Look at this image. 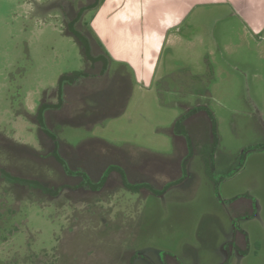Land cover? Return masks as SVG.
Here are the masks:
<instances>
[{
  "label": "rangeland",
  "instance_id": "1",
  "mask_svg": "<svg viewBox=\"0 0 264 264\" xmlns=\"http://www.w3.org/2000/svg\"><path fill=\"white\" fill-rule=\"evenodd\" d=\"M102 1L97 9L85 13L79 26L88 22L94 47L98 38L110 51L112 64L104 76L99 74V64L95 67L84 59L67 31L79 9L94 0H0V141L6 144H0V264H120V255L128 263L137 249L144 254L138 252V256L146 255L147 264H176L170 258L182 264H224L232 249L231 264H264V210L258 220L242 222L236 217L237 206L246 205L245 193L264 207V154L248 152L244 164L240 159L244 150L264 144V44H258L252 38L254 32L237 18L212 24L214 19L206 16L200 24L198 17L195 24L200 26L191 32L202 33L208 44L212 42L210 59L195 58L189 81L177 71L159 72L158 81H150L149 74L139 80L138 59L143 51L147 73L151 71L149 33L161 35L168 27L164 24L186 20L193 5L201 1L213 6L219 3ZM196 12L204 13L200 8ZM216 13L211 8L207 15ZM138 25L147 42L134 29ZM120 52L125 64L114 58ZM166 55H170L167 49L162 58ZM206 62L213 64L212 72ZM121 66L130 75L126 110L117 118L96 123L106 111L92 114L79 108L105 104L103 110L117 111L121 105L107 106L113 102L104 99L112 95L109 87ZM81 70L94 78L67 90L64 108L46 114L70 169L89 168L97 180L107 165L118 166L129 178L145 180L156 196H140V185L131 184L136 187L131 191L118 184L112 186L115 189L107 188L103 198L88 196L82 203L81 196H75L78 191L65 189L51 197L12 184L3 175L5 171L36 180L49 189L65 182L75 187L80 179L67 177L50 156L51 140L34 116L43 99L57 102L62 75ZM194 75L195 81L190 80ZM193 107H204L212 115L215 138L205 113L190 116L174 134V123ZM183 137L191 144L187 171L180 184L172 183L180 178V161L186 156L179 141ZM14 143L37 153L17 152ZM205 161L213 179L206 174ZM242 164L243 171L236 174ZM111 171L108 180H117L118 170ZM97 199L100 211L88 205ZM118 212L121 218H116ZM117 222L130 226L129 240L121 239L125 230L117 236L104 234L103 225ZM240 226L250 235L246 258L237 255L241 252L233 244L235 227ZM255 242L263 246L257 256H253Z\"/></svg>",
  "mask_w": 264,
  "mask_h": 264
},
{
  "label": "crops",
  "instance_id": "2",
  "mask_svg": "<svg viewBox=\"0 0 264 264\" xmlns=\"http://www.w3.org/2000/svg\"><path fill=\"white\" fill-rule=\"evenodd\" d=\"M120 1L121 0H113L114 3H120ZM215 2L216 3L218 2L219 5L213 6V4H209V2L204 3L202 1L201 3L193 5L192 10L190 11L189 15L186 17V20L184 17L183 20H179L176 24H164L165 26H168V27H165V30L163 31L161 35L160 33H158V31L157 32L154 31V33H149V36L151 37L150 40L153 41V47L150 49L149 57H148V63H149L151 71L149 70V72L147 73V69H146L147 67L144 65L145 62L147 61L146 60L147 55H146V52L143 51L141 53V56L139 55L140 58L138 59V63L140 62L138 64L139 71L137 72L139 76V80L144 79L147 76V74H149L150 81L151 80L158 81L160 77L159 72L162 71L164 73H174L177 71L178 73H183L184 76L187 75L188 78L186 81H189V74L191 73L189 71V67H192L195 61V58L196 57L202 58L204 59V61H206L207 58L210 59L212 52H213L212 51L213 46L211 44L212 42L208 44L207 41H205L206 36H204L202 33H200V35H196L195 31L191 32V29H194L195 27L199 28L200 24H204V19L206 16H208V18L214 19V21L211 19L212 24L213 23L222 24L225 21H227L229 18L230 19L237 18L242 24L247 26L248 30L251 29L254 32L255 35L252 36V38L256 40L258 44H264V0H224V1L215 0ZM197 8H200L201 11H203L204 13L202 15H199V13L196 12ZM211 8L217 10V13L215 14L214 17L207 15V13L210 12ZM124 17L125 19L128 18L125 15ZM198 17L200 18V24H195L196 19ZM138 27L139 28L135 27L134 29L139 30V35H140L139 38L141 39V37H143V42H147L145 31H143V28H141L140 25H138ZM98 42H100L99 39H98ZM102 45L104 46V44ZM145 48H146V45H145ZM166 49L168 52H170V55H166V58L163 59L162 55H163L164 50ZM122 54L124 53L120 52L119 55L114 58L118 59L119 62H124L125 64L126 60L124 59L123 57L124 55ZM167 59H168V64L166 62ZM207 64H210V66L213 65L211 62ZM190 80L195 81V75ZM259 153L264 154V151H261ZM249 157L250 156H248V158ZM244 167L245 166H243L242 171ZM258 171L259 170H256L257 177L259 179H262ZM111 184H115V185L120 184L122 186L121 180H109L108 185H111ZM111 189H115V188H111ZM246 195L249 198L255 200V204L257 205V208H256L255 217L253 219L258 220V217L259 218L262 217L260 215L262 214L264 207L262 206V204H260L257 198H254L249 193H245V196ZM248 197L247 199L243 200L247 204L250 203L248 201ZM86 198H88V196L84 195L82 199H80V201H82V203H85L87 202ZM100 203L101 201L97 199L93 204H88V205H93L94 210L100 211L102 210L101 206H99ZM119 209H123V208H119ZM124 212H125V217H126L127 216L126 211L124 210ZM121 214L122 212H118V214L116 215L118 217L116 218H121ZM93 216L95 215H92V217ZM101 217H104V215H102ZM113 225L111 224L107 226L103 225L104 228L106 229V231H104V234L111 233V235L117 236L120 230H125V233H124L125 235L123 234L121 239H124L125 241L129 240V238L127 237V234L129 233L130 226H127V225L122 226L118 222L114 226ZM117 227H119V229H117ZM262 247H263L262 244L258 243V250H256V253L253 254V256H257L258 252L260 251ZM137 250H135V252H138ZM175 259L177 260L178 258H175ZM175 259L171 258V260L173 261ZM119 261H120V264H130L132 262L131 256L129 257L128 263H126V260L122 255L119 256ZM136 263L137 262H134V264Z\"/></svg>",
  "mask_w": 264,
  "mask_h": 264
},
{
  "label": "trees",
  "instance_id": "3",
  "mask_svg": "<svg viewBox=\"0 0 264 264\" xmlns=\"http://www.w3.org/2000/svg\"><path fill=\"white\" fill-rule=\"evenodd\" d=\"M102 0H94V2L91 5H87L85 7H81L79 9V11L76 14V17L68 24V33L69 36L73 37L75 39V41L77 42L81 54L84 56V59L89 62L92 63L93 66H98L97 64H99V74L101 76L106 75V73L109 71L110 69V64H112L111 58L109 57L107 51L105 50L104 46L101 44V42L97 41V47H94L95 42H92V31L89 30V26H88V22H84V27L81 28L79 25V23L82 21L83 16L85 15L86 12L88 11H92L94 9H97L99 7V5L101 4ZM94 35V34H93ZM98 40V39H97ZM97 48L98 52L97 54L94 53V50ZM212 66L209 67L210 72H212ZM124 66L120 67V70H118L115 73V82L113 84V86L109 87V92L110 95L108 97V94L105 96L104 100H109L113 103L109 104L107 103V106L113 105L115 103H118V105H121L120 108H118L117 111L113 112L111 111V109L109 110H103V107L105 106V104L102 106H98V107H81L79 108L80 112L82 111H86L89 113H97L98 110L101 111H106L105 116L101 117L99 119H97L96 123L101 122L103 120H107L110 118H117L119 116H121L127 107L128 104V100L130 97V89H128L129 83L127 81V79L130 78L129 74L125 75V69ZM209 72V71H208ZM127 78H126V77ZM91 78H94L93 75L89 74L86 70H81L78 72H74L72 74H64L61 76L60 80H59V85H58V89H57V94H58V103L56 105H52L48 103V100L45 101L43 99V101L41 102L34 118L38 124V126L40 127V130L51 140L52 143V149L50 151V156L57 161V163L62 167L64 173L66 176L68 177H79L81 178V180H85V184H90L94 189L98 188L99 186H103V184L105 183L106 180H108L110 174L112 173V169H116L118 170V174L117 177L119 176L122 180H128L129 176L127 175V173L124 171V169H122L121 167L118 166H112V165H107L103 170V174L100 173L99 175V183L98 185H93L91 183V176H93L92 171L90 172V169H85V168H81V170L78 169H70L69 167V162L63 157L62 153H61V147H62V143L61 141L58 139V137L50 130L49 128V123L48 120L46 119V114L50 111V110H61L64 105H65V91L69 90L70 88L68 86H75L77 85L79 82H82L84 80H91ZM131 81V79H130ZM211 83V82H209ZM47 94V92L44 93V96ZM108 98V99H107ZM116 99V100H115ZM204 107H193L190 108L186 111V113L180 118L178 119L175 123H174V128L175 130L173 131L174 134L176 133V130H178L179 128H182L183 125H185V121L189 119L190 116H193L194 114H198V113H205V111L203 110ZM78 111V112H79ZM207 115V117L209 118L208 121H210L211 127H212V136L215 138V128H216V121L213 119L212 115H210L207 111L205 113ZM80 126L81 125H86V123H82L79 122ZM73 125H77V123L75 122ZM180 141V145L183 144L184 149L186 151V156L184 159H182L180 161V171H181V177L184 178V175H186V165L188 164V158L190 157V148H191V144L188 142V140L186 139V137H183L182 140ZM102 143L104 145H106L107 147H111L109 146L106 142L102 141ZM0 144L4 147L3 144H5L4 142L2 143V141H0ZM6 145V144H5ZM14 147H15V151L19 152V151H27L29 154H33L36 155L37 152L33 151L32 148H29L25 145H17L16 143H14ZM260 149H264V146H256L253 149H250L252 151H257ZM211 162V160L209 161ZM205 170H206V174L208 175V177L211 178V175L209 173V166L207 161H205ZM85 170L87 172H89V175L87 172H85ZM5 178L7 180H9L10 183L15 184V185H20L22 187H28L29 189H33V190H39L41 191L43 194L45 195H54L56 192L59 193L60 190L51 188L49 189L48 187L46 188L41 182L36 181V180H30V179H25V178H21V177H16L13 176L12 174H9L7 172L4 171ZM213 179V178H211Z\"/></svg>",
  "mask_w": 264,
  "mask_h": 264
},
{
  "label": "flooded vegetation",
  "instance_id": "4",
  "mask_svg": "<svg viewBox=\"0 0 264 264\" xmlns=\"http://www.w3.org/2000/svg\"><path fill=\"white\" fill-rule=\"evenodd\" d=\"M89 12V11H88ZM76 17V16H75ZM70 23V22H69ZM68 23V24H69ZM79 83H81V82H79ZM78 83V84H79ZM78 84L77 85H75V86H68L70 89H73V88H75V87H77L78 86ZM67 91V90H66ZM66 91H65V95H66ZM57 97H58V94H57ZM50 100V99H49ZM49 100H48V103L49 104H52V105H56L57 103H58V99H57V102L55 103V98L53 99V101H50L49 102ZM65 106V105H64ZM64 108V107H63ZM62 108V109H63ZM61 109V110H62ZM50 111H52V110H50ZM50 111L48 112V113H50ZM54 111H58V110H54ZM40 129V128H39ZM257 146H264V144H261V145H257ZM256 146H253V147H250L249 149H247V150H244L243 151V153H242V155H241V157H240V159L243 161V164H244V162L247 160V157H248V152H251V153H255L256 151H252V150H250V149H253V148H255ZM257 151H259V152H261V151H264V149L262 150V149H260V150H257ZM246 152V153H245ZM243 164L239 167V169H238V171L236 172V174L238 173V172H240L241 170H242V168H243ZM77 168H84V167H77ZM181 173V172H180ZM68 177V176H67ZM91 178V183L93 184V185H98V183H99V177L97 178V180H94L93 179V176H91L90 177ZM120 178V177H119ZM76 179H80V180H77L76 181V183H75V187L74 188H72V187H70V186H68V184H67V182H65V183H63L62 184V186H59V187H57L58 188V190H60L59 192H63L65 189H69V190H74L75 192L76 191H78L77 193H76V198L78 199L80 196H81V199H82V197L84 196V195H86V196H99L100 198H103V197H101V196H103V195H105V193H104V191L108 188V189H111V188H113L112 186L113 185H115V184H111V185H108V181L109 180H106L105 181V183L103 184V186H99L98 188H96V189H94L90 184H85L86 182H85V180H81V178H79V177H76ZM117 180H121V184H122V187L125 189V190H131L132 191V189H134V188H136L137 187V185H140L141 186V190H140V196H142V194H143V196L144 195H155L154 193L156 192L155 190H148V188H147V186L148 185H145V183H146V181L145 180H135V179H132V178H128V180H122L121 178L120 179H118V177H117ZM132 180H134V181H132ZM181 180H184V178H182L181 176H180V178L179 179H177V180H175V181H172V183H181ZM225 180H227V179H225ZM145 182V183H144ZM128 183V184H127ZM179 183V184H180ZM134 185V186H136V187H132V185ZM146 184H148V183H146ZM168 185V184H167ZM68 186V187H67ZM143 186V187H142ZM56 188V189H57ZM164 188V187H163ZM165 188H167L166 186H165ZM51 189V188H50ZM99 192H102V193H99ZM59 193L58 192H56L54 195H50L51 197H56L57 195H58ZM45 195V194H44ZM156 196V195H155ZM159 196H162V195H159ZM247 196V195H246ZM248 197V196H247ZM232 200H236V199H232ZM238 201V200H237ZM248 201L250 202V203H246V205H244V207L243 206H240V207H238L237 206V209H236V213H237V215H236V217H239V219H240V221H242V222H246V221H248V220H252L254 217H255V213H256V204H255V200L254 199H251V198H249L248 197ZM235 202V201H234ZM233 202V203H234ZM219 203L221 204V205H223V206H226V202L225 201H223V200H220L219 201ZM235 205V204H234ZM227 211V210H226ZM241 239L244 241L242 244H240V241H241ZM250 238H249V235L246 233V231L244 230V228L242 229V226H240L239 227V229L237 228V227H235V230H234V242H233V244H235V246L237 245V247H238V249H239V251L241 252L240 254L238 253L237 255L238 256H240V257H247L248 255H249V250H250V248H251V246H250ZM254 245H255V247H256V249L253 251V254H255L256 253V250H258V243H254ZM138 252H140L141 254H143V252H141V251H138ZM138 252H135V251H133V255H131V263L130 264H134V262H140V263H142V264H147V259H145L146 258V255L143 257V255H141V256H138ZM233 254V249L230 251V253H228V255H227V257H226V260H225V263L224 264H231V260L232 259H230V255H232ZM171 259V258H170ZM172 259H175V258H172ZM166 261H168L169 262V260H166ZM175 263L176 264H182V263H179L178 261H176V259H175ZM217 264H219V263H217ZM220 264H223V263H220Z\"/></svg>",
  "mask_w": 264,
  "mask_h": 264
}]
</instances>
